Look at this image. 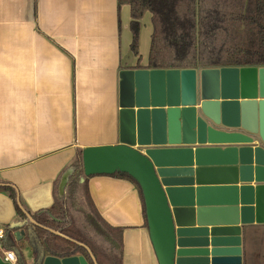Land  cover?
<instances>
[{"label": "crops", "instance_id": "1", "mask_svg": "<svg viewBox=\"0 0 264 264\" xmlns=\"http://www.w3.org/2000/svg\"><path fill=\"white\" fill-rule=\"evenodd\" d=\"M129 22V6L118 0H0V224L7 229L26 213L32 229L48 228L33 216L63 197L60 179L76 150L119 142V73L151 69L150 14L141 19L138 55ZM87 188L100 217L121 229V264H158L136 185L91 175ZM26 228L21 240L6 233L3 261L4 250L25 264L39 256ZM240 242V264H264V223L241 225Z\"/></svg>", "mask_w": 264, "mask_h": 264}, {"label": "water", "instance_id": "2", "mask_svg": "<svg viewBox=\"0 0 264 264\" xmlns=\"http://www.w3.org/2000/svg\"><path fill=\"white\" fill-rule=\"evenodd\" d=\"M119 78V142L82 149L80 182L115 172L135 180L158 264H240L241 225L264 223V66L123 69ZM26 216L7 232L21 240L26 226L30 244L28 220L37 224ZM37 248L29 264H89Z\"/></svg>", "mask_w": 264, "mask_h": 264}, {"label": "trees", "instance_id": "3", "mask_svg": "<svg viewBox=\"0 0 264 264\" xmlns=\"http://www.w3.org/2000/svg\"><path fill=\"white\" fill-rule=\"evenodd\" d=\"M122 4L129 6L130 47L134 55H138L141 19L150 14L147 66L151 69L264 66V0H118V5ZM81 154L82 149H77L69 166L72 171L63 197H56L52 206L38 211L33 218L87 246L97 264H121V229L111 227L98 214L87 188L90 176L80 182ZM110 176L136 185L147 225L135 180L122 172ZM3 188L15 201L14 190ZM16 210L24 217L17 206ZM32 235L31 245L39 244L50 255L82 254L92 264L87 250L71 240L42 227H34ZM19 261L25 264L21 257Z\"/></svg>", "mask_w": 264, "mask_h": 264}, {"label": "built area", "instance_id": "4", "mask_svg": "<svg viewBox=\"0 0 264 264\" xmlns=\"http://www.w3.org/2000/svg\"><path fill=\"white\" fill-rule=\"evenodd\" d=\"M6 233H7V227L0 224V248H2L1 247V242H2L3 239H5ZM3 254H4L3 259L6 262H16L17 256H16L15 251H13V250H4Z\"/></svg>", "mask_w": 264, "mask_h": 264}]
</instances>
